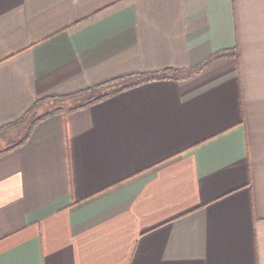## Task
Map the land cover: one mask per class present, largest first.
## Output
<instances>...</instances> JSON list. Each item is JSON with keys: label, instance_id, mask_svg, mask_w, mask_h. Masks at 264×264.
<instances>
[{"label": "crops", "instance_id": "1", "mask_svg": "<svg viewBox=\"0 0 264 264\" xmlns=\"http://www.w3.org/2000/svg\"><path fill=\"white\" fill-rule=\"evenodd\" d=\"M167 69L0 155V264H264V0H0V133Z\"/></svg>", "mask_w": 264, "mask_h": 264}, {"label": "trees", "instance_id": "2", "mask_svg": "<svg viewBox=\"0 0 264 264\" xmlns=\"http://www.w3.org/2000/svg\"><path fill=\"white\" fill-rule=\"evenodd\" d=\"M180 70L174 69H167L162 72H155L150 74H129L126 76H120L117 78H113L111 80H107L105 82L99 83L97 85L91 86L85 90H80L79 92H75L68 95L63 96H47L44 98L39 99L35 102L34 106L27 112L25 118L21 121H28L30 122V128L26 131L23 137L15 138L13 141L5 140L4 143L6 144L5 147L4 143L0 142V155L6 152H9L24 143L32 133L34 127L40 121L46 119L47 117L54 115L59 112H63L65 110L69 111H77L79 109H84L90 107L94 104L100 103L118 93L126 91L130 88H134L139 86L145 82L154 81V80H163V79H174L177 76V72ZM76 99H80V102L74 103L73 101ZM72 102L74 104H70L69 107H62L57 106L55 108L50 109L49 111L45 112L44 114L38 116L36 114L37 110L45 109L47 106L54 104V103H64ZM73 100V101H72ZM19 121V122H21ZM17 122V123H19ZM0 132H2L0 130Z\"/></svg>", "mask_w": 264, "mask_h": 264}, {"label": "rangeland", "instance_id": "3", "mask_svg": "<svg viewBox=\"0 0 264 264\" xmlns=\"http://www.w3.org/2000/svg\"><path fill=\"white\" fill-rule=\"evenodd\" d=\"M73 102L78 103V102H80V99H76ZM74 103L69 102L68 100H67V102H64V103H54V104L47 106L45 109L37 110L36 114L38 116H40V115L44 114L45 112L49 111L50 109L55 108L57 106L69 107V106H71L70 104H74ZM29 128H30L29 120L28 121L25 120V121H21L19 123H16V127H13L11 130L5 131L4 133H0V138H3V139H0V142H2V144H3L5 140L13 141V139H15V138L23 137V135L26 133V131ZM5 143H4V145H2L3 147L6 146Z\"/></svg>", "mask_w": 264, "mask_h": 264}]
</instances>
